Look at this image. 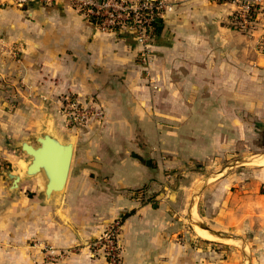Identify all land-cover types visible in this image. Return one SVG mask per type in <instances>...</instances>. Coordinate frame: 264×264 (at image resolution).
Instances as JSON below:
<instances>
[{
    "label": "crops",
    "instance_id": "obj_1",
    "mask_svg": "<svg viewBox=\"0 0 264 264\" xmlns=\"http://www.w3.org/2000/svg\"><path fill=\"white\" fill-rule=\"evenodd\" d=\"M167 1L174 7L164 15L144 64L132 30L103 32L66 0L0 6V173L20 177L14 189L0 174V240L7 244L0 245V264H45L41 249L25 246L33 238L66 247L67 252L49 264H106L104 257L94 258L89 247L67 249L77 244L72 224L62 232L58 220L56 232L45 234L42 227L50 209L26 194L38 189L41 177L24 175L28 159L20 143L35 142L41 131L71 141L61 113L68 94L94 98L105 111L101 124L92 125L98 129L83 137L89 144V167L62 198L75 212L89 206V239L132 211L120 225L123 264H175V256L184 253L174 247L169 202L155 197L158 202L138 203L133 195L152 175L133 156H141L134 150L135 137L139 128L158 125L157 96L169 93L160 85L159 74L169 63L197 64L196 81L186 79L178 93L264 96V7L247 37L230 27L235 28L231 4ZM13 48L20 51L18 57ZM240 66L246 72L240 82L237 75L229 81L223 78L224 72H240ZM222 85L230 90H221ZM195 110L199 123L219 124L221 109L216 104ZM183 120L175 126L194 124ZM184 260L179 258L178 264Z\"/></svg>",
    "mask_w": 264,
    "mask_h": 264
},
{
    "label": "rangeland",
    "instance_id": "obj_2",
    "mask_svg": "<svg viewBox=\"0 0 264 264\" xmlns=\"http://www.w3.org/2000/svg\"><path fill=\"white\" fill-rule=\"evenodd\" d=\"M30 2L40 3L30 0L25 5ZM9 5L16 4L0 0V6ZM231 25V29L241 35H251L252 31H241ZM259 42H262L261 38ZM150 48L151 45L142 64L147 62ZM195 66L196 63H169L166 64L168 70L160 71L159 83L169 93L157 96L155 118L158 125L139 128L136 143L133 144L134 150L141 153V163L151 169L152 175L150 180L134 190L133 195L138 203L158 202L159 199L155 197H164L169 202L174 216V247L184 249L183 254L175 256V264H178L179 258L185 259L181 264H264V96L224 93L198 95L194 94L195 91L190 94L178 93L177 90L187 85L186 79L194 80L195 77L196 81ZM231 73L224 72L223 78L229 81L230 76L234 78L237 75L240 82L246 75L242 67L240 72ZM208 79L207 87L210 86ZM173 88L176 90L173 91ZM220 89L230 90L224 89L223 85ZM202 104L219 106L221 117L217 126H211L207 121L199 123L197 119L200 117L195 109ZM103 115L104 118L105 111ZM183 118L190 119L189 122L194 124L175 126L184 122ZM172 121L173 127L170 126ZM101 122L91 120L75 128L66 126L72 136L74 153L62 191L45 198L41 178L38 189L27 190L26 194L39 198L41 205L50 209L45 214L48 217L42 227L45 234L56 232L54 225L58 220L63 226L62 232L72 224L77 244L68 250L89 247L94 258L104 257L108 264L107 255L113 248L118 263L123 264L120 229L112 248L107 241L100 239L103 232L89 239V206L84 204L75 212L68 202L62 200L76 178L79 182V173L89 167L85 154L89 144H85L87 139L83 137L98 129L92 125H100ZM145 160L149 161L148 164ZM4 175L1 174L2 178L12 181L8 175ZM149 188L152 190L148 191ZM199 229L208 231L212 236L200 235ZM0 245L7 246L5 240H0ZM25 246L41 249L45 264L57 260L46 250L63 248L62 254L67 252L66 247L37 238L28 239Z\"/></svg>",
    "mask_w": 264,
    "mask_h": 264
},
{
    "label": "built area",
    "instance_id": "obj_3",
    "mask_svg": "<svg viewBox=\"0 0 264 264\" xmlns=\"http://www.w3.org/2000/svg\"><path fill=\"white\" fill-rule=\"evenodd\" d=\"M12 4L25 5L30 0H8ZM42 4H52L56 0H36ZM69 5L82 14L87 21L103 32L117 33L121 29L133 31L136 41L141 45V61L144 62L148 47L153 42L157 32V25H161L164 15L171 11L174 2L167 0H66ZM213 3L231 4L234 6L232 17L235 28L241 31H251L258 14L264 7V0H208ZM261 46L263 42H260ZM13 54H20L16 48ZM65 125L79 127L89 121L103 120L102 104L94 99L81 100L76 95H65L61 105ZM119 219L111 222L103 231L100 239L107 241L111 248L115 246L116 237L120 229ZM53 259L62 257V251L46 250ZM113 248L108 252V264H119Z\"/></svg>",
    "mask_w": 264,
    "mask_h": 264
},
{
    "label": "water",
    "instance_id": "obj_4",
    "mask_svg": "<svg viewBox=\"0 0 264 264\" xmlns=\"http://www.w3.org/2000/svg\"><path fill=\"white\" fill-rule=\"evenodd\" d=\"M20 148L28 156L24 175L39 176L43 179L44 197L49 198L53 193L62 191L68 178L73 153L72 142L41 131L36 136L35 143L22 141ZM133 156L142 159V156L138 154H133ZM148 162L146 160L147 164ZM8 176L12 180L11 187L17 188L19 175L9 172Z\"/></svg>",
    "mask_w": 264,
    "mask_h": 264
},
{
    "label": "trees",
    "instance_id": "obj_5",
    "mask_svg": "<svg viewBox=\"0 0 264 264\" xmlns=\"http://www.w3.org/2000/svg\"><path fill=\"white\" fill-rule=\"evenodd\" d=\"M160 29H161V25H159V26L157 25V32H159ZM130 212H132V211H130ZM130 212H127V213L123 214L122 216H120V217L118 218V219H119V222L122 223V221H123V219L125 218V216L128 215Z\"/></svg>",
    "mask_w": 264,
    "mask_h": 264
},
{
    "label": "bare ground",
    "instance_id": "obj_6",
    "mask_svg": "<svg viewBox=\"0 0 264 264\" xmlns=\"http://www.w3.org/2000/svg\"><path fill=\"white\" fill-rule=\"evenodd\" d=\"M262 160V159H261ZM199 231V233H200V235H203V236H205V237H211L212 236V234L211 233H209L208 231H206V230H198Z\"/></svg>",
    "mask_w": 264,
    "mask_h": 264
}]
</instances>
